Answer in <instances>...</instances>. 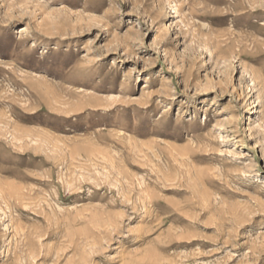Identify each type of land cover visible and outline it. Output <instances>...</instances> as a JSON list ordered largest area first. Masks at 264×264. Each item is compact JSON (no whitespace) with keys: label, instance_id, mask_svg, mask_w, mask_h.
Returning <instances> with one entry per match:
<instances>
[{"label":"rangeland","instance_id":"1","mask_svg":"<svg viewBox=\"0 0 264 264\" xmlns=\"http://www.w3.org/2000/svg\"><path fill=\"white\" fill-rule=\"evenodd\" d=\"M0 264H264V0H0Z\"/></svg>","mask_w":264,"mask_h":264},{"label":"bare ground","instance_id":"2","mask_svg":"<svg viewBox=\"0 0 264 264\" xmlns=\"http://www.w3.org/2000/svg\"><path fill=\"white\" fill-rule=\"evenodd\" d=\"M235 61H236V59H235L233 53L232 52L231 53L229 52L227 54V56H226V64L223 65V69H228V68L232 67L234 65Z\"/></svg>","mask_w":264,"mask_h":264}]
</instances>
